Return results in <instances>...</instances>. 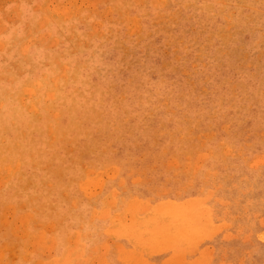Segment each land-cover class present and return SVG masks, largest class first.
I'll return each instance as SVG.
<instances>
[{
	"label": "rangeland",
	"instance_id": "obj_1",
	"mask_svg": "<svg viewBox=\"0 0 264 264\" xmlns=\"http://www.w3.org/2000/svg\"><path fill=\"white\" fill-rule=\"evenodd\" d=\"M199 1L0 0V264H264V0Z\"/></svg>",
	"mask_w": 264,
	"mask_h": 264
},
{
	"label": "bare ground",
	"instance_id": "obj_2",
	"mask_svg": "<svg viewBox=\"0 0 264 264\" xmlns=\"http://www.w3.org/2000/svg\"><path fill=\"white\" fill-rule=\"evenodd\" d=\"M160 1L163 2V0H160ZM200 1H202V0H200ZM200 1H199V2H200ZM158 2H159V1H158ZM200 3H201V2H200ZM60 4H61V3H60ZM58 5H59V4H57V8H58ZM153 5H154V4H153ZM63 6H64V5L62 4L61 7L64 9ZM211 7H212V6H211ZM55 8H56V6H55ZM65 8H66V6H65ZM63 9H62L61 12H63V13L66 12L67 8H66L65 10H63ZM54 10H56V9H54ZM38 12H39V11H38ZM54 12H55V11H54ZM56 12H57V10H56ZM59 12H60V11H59ZM201 12H202V11H201ZM203 12H204V11H203ZM37 15H38V14H37ZM37 15H36V16H37ZM51 16H52V15H51ZM54 17H55V16H54ZM61 18H62V17H61ZM39 21H40V20H39ZM57 21H58V20H57ZM41 22L44 23V21H41ZM54 24H56V23H54ZM42 25H43V24H42ZM51 25H52V24H51ZM143 30H144V29H143ZM161 31H162V30H161ZM164 31H165V30H164ZM163 33H164V32H163ZM164 34H165V33H164ZM148 37H149V36H148ZM98 48H99V47H98ZM141 48H142V47H141ZM34 51H35V50H34ZM36 52H37V51H36ZM111 53H112V52H111ZM82 77H83V76H82ZM82 80H83V79H82ZM82 80H81V82H82ZM19 101H20V100H19ZM14 105H15V103H14ZM17 105H18V104H17ZM80 105H81V104H80ZM82 105H83V104H82ZM23 106H24V105H23ZM2 107H3V106H2ZM201 107H202V106H201ZM206 107H207V106H206ZM12 108H13V107H12ZM202 108H204V106H203ZM12 112H13V111H12ZM3 116H4V115H3ZM10 118H11V117H10ZM10 118H7V120L10 119ZM15 118H16V117H15ZM5 120H6V119H5ZM4 122H5V121H4ZM0 126H1V125H0ZM6 159H7V157H6ZM1 160H2V158H1ZM6 163H7V162H6ZM6 169H7V168H6ZM0 172H1V171H0ZM7 172H8V171H7ZM4 173H5V172H4ZM5 174H6V173H5ZM114 174H116V173H114ZM7 175H8V174H7ZM100 176L102 177V175H100ZM6 177H7V176H6ZM114 177H115V175H114ZM1 178H2V176H1ZM1 178H0V179H1ZM7 178H8V177H7ZM7 178H6V179H7ZM98 178H99V176L97 177V180H98ZM103 179H104V178H103ZM128 179H129V177H128ZM133 180H134V179H133ZM100 181H101L100 184L103 183L102 178H101ZM96 182L98 183L99 181H96ZM120 182H121V181H120ZM93 183H94V182H93ZM93 183H92V184H93ZM97 183H95V184L97 185ZM122 183H123V181H122ZM100 184H99L98 186H101V185H102V184H101V185H100ZM96 185H94V186H96ZM110 185H111V184H110ZM89 186H91V185H89ZM92 186H93V185H92ZM110 192H111V191H110ZM113 192H117V190H116V191H112V193H113ZM114 194H115V193H114ZM111 195H112V194H111ZM105 196H107V195H105ZM100 197H101V196H100ZM112 197H113V196H112ZM112 197H110V198L112 199ZM106 198H107V197H106ZM108 198H109V197H108ZM110 198L108 199V201H107V199L105 200V198H104V201H107V203L110 202V204H111L112 202L115 201V200H114V201H113V200H110ZM134 199H135V198H134ZM99 200H100V199H99ZM124 200H125V199H124ZM136 200L138 201V199H136ZM140 200H141V199H140ZM196 200H197V199H196ZM199 200H200V199H199ZM199 200H197V201H199ZM190 201H192V200H190ZM194 201H195V199H194ZM201 201H202V200H201ZM201 201H199V202H201ZM134 202H135V200H134ZM134 202H133V203H134ZM163 202H164V201H162L161 203H163ZM166 202H170V200H169V201L166 200ZM173 202H174V200H173ZM173 202L171 201L170 204L173 203ZM187 202H189V201L187 200ZM199 202H198V203H199ZM130 203H132V202L130 201L129 204H130ZM140 203H141V202H140ZM143 203H144V202H142L141 205H143ZM158 203H159V202H158ZM158 203H156L157 206L155 205V206H156V209H157V207H158V205H159ZM161 203H160V204H161ZM164 203H165V202H164ZM180 203H181V205H182V203L185 204L186 201H185V202H182V201H181V202H178V206H177V207H179ZM191 203H192V202H191ZM126 204H128V203H126ZM135 204H136V203H135ZM135 204H134V205L132 204V205L135 206ZM148 204H149V203H148ZM174 204L177 205L176 202H175ZM174 204H173V205H174ZM188 204H189V203H188ZM188 204H187V205H188ZM105 205H106V204H105ZM130 205H131V204H130ZM130 205H128V206H130ZM136 205H138V203H137ZM141 205L139 204L138 206H141ZM173 205L169 206V203H168V205H166V206H167V207H168V206H169V207H172ZM176 205H174L173 207H176ZM181 205H180V207H181ZM190 205H192V204H190ZM195 205L197 206V204H195ZM199 205H200V204H199ZM199 205H198V207L201 208V206H199ZM90 206H91V205H90ZM126 206H127V205H126ZM138 206H137V207H138ZM144 206H146V205H144ZM155 206H153V207H155ZM113 207H114V205H113ZM137 207H136V208H137ZM162 207H164V209H162ZM162 207H161V209H160V207H158V208H159L160 211L163 210V212H164L166 207H165V206H162ZM169 207L167 208L168 210H169ZM177 207H176V208H177ZM185 207L188 208V206H185ZM185 207H184V208H185ZM198 207H196L197 209H196L195 207H192V208H195L194 210H197V211H198V209H199ZM205 207H206V206H205ZM102 208H103V206H102ZM105 208H107V206H106ZM105 208H104V209H105ZM125 208H126V207H125ZM127 208H129V207H127ZM127 208H126V209H127ZM141 208H142V206H141ZM146 208H147V209L150 208V205H149V207L146 206ZM146 208H145V210H146ZM182 208H183V205H182ZM182 208H179V209H182ZM187 208H185L184 210L186 211ZM190 208H191V207H189V210H190ZM206 208L208 209V207H206ZM132 209H134V208L132 207ZM138 209H139V208H138ZM138 209H137V210H138ZM143 209H144V208H143ZM143 209H142V211H143ZM156 209H155V210H156ZM87 210H88V209H87ZM106 210H107V212H106ZM122 210H124V209H122ZM127 210H128V209H127ZM127 210H126V211H127ZM129 210H130L129 212H131V209H129ZM157 210H158V209H157ZM173 210H175V209L173 208ZM192 210H193V209H191V211H192ZM199 210H204V209H199ZM205 210H206V209H205ZM205 210H204V211H205ZM95 211H96V210H95ZM133 211H134V210H133ZM153 211H154V210H153ZM171 211H172V210H171ZM175 211H179V210L177 209V210H175ZM181 211H183V209H182ZM185 211H184V212H185ZM197 211H196V212H197ZM105 212L107 213V216H108V209H105ZM105 212H104V213H105ZM123 212H124V211H123ZM129 212H128V213H129ZM157 212H158V211H157ZM157 212H155V213L157 214ZM165 212H166V211H165ZM184 212L181 213V215H183ZM193 212H194V211L191 212L192 214H191V213L189 214V216H191L190 218H194V217L198 216V215H196V214L193 213ZM199 212H200V211H199ZM199 212H198V213H199ZM102 213H103V212H102ZM102 213H101V214H102ZM132 213H133V212H131V214H132ZM174 213H175V212H174ZM174 213H173V212H170V214H174ZM187 213H188V212H187ZM198 213H197V214H198ZM203 213H204V212H203ZM205 213H206V211H205ZM207 213H208V211H207ZM207 213H206V214H207ZM93 214H94V216H95V213H94V212H93ZM101 214H99V215L102 216ZM114 214H115V213H114ZM129 214H130V213H129ZM153 214H154V213H153ZM168 214H169V212H168ZM176 214H177V212H176ZM176 214H174V215H176ZM185 214H186V213H185ZM185 214H184V216H185ZM193 214H194V217H192ZM200 214L202 215V212H200ZM97 215H98V212L96 213V216H97ZM104 215H105V214H104ZM117 215H120V213L117 214ZM117 215H116V217H117ZM121 215H122V214H121ZM124 215H125V214H124ZM157 215H158V214H157ZM163 215H165V214H163ZM203 215H204V214H203ZM207 215H208V214H207ZM207 215H205V216L207 217ZM114 216H115V215H114ZM125 216H127V214H126ZM125 216H123V218H125ZM148 216H149V215H148ZM152 216H153V215H152ZM154 216H155V215H154ZM154 216H153L152 218H155ZM179 216H180V214H179ZM189 216L187 217V214H186V216H185L184 219L186 220V219L188 218L187 220H188V225H189V226H190V224H191L192 222L195 223V224L197 225V227H195V226H196V225H195L193 230H195V228L197 229V228H198V224H197L196 222H194V221H196V218L194 219V221L189 222V219H190ZM104 217H105V216H104ZM121 217H122V216L119 217V219H121V220H120L121 222H122L123 220H124V221L127 220V219H122ZM127 217H128V216H127ZM132 217H133V216H132ZM137 217H138V215H137ZM137 217H136V218H137ZM177 217H178V216H177ZM198 217H199V216H198ZM203 217H204V216H203ZM206 217H205V218H206ZM128 218L131 219L130 217H128ZM134 218H135V217H134ZM134 218H132V219L135 220ZM201 218H202V217H201ZM201 218H199V219H200L199 221L202 222V223H205V225H206V224L208 225V221H207V220H208L209 218H208L207 220L205 219L204 222L201 220ZM91 219H93V215H92V218H91ZM106 219H107V218H106ZM132 219H131V220H132ZM143 219H145V218H143ZM143 219H142V221H143ZM150 219H151V218H150ZM172 219H173V216H172ZM172 219H168V223L170 222L169 220H171V222H172ZM175 219H176V220H175ZM181 219H182V217H181ZM184 219H182L183 222L185 221ZM197 219H198V218H197ZM117 220H118V219H117ZM117 220H116V221H117ZM131 220H129V221H131ZM151 220H152V219H151ZM154 220H155V219H154ZM177 220H178V218H175V217H174L173 221L176 222ZM179 220H180V219H179ZM179 220H178V221H179ZM187 220H186V221H187ZM191 220H192V219H191ZM191 220H190V221H191ZM112 221H113V220H112ZM118 221H119V220H118ZM124 221H123V222H124ZM129 221H126V222H129ZM144 221H145V220H144ZM178 221H177V222H178ZM186 221H185L184 223H186L185 226H187V228H188L189 226L187 225V222H186ZM206 221H207V222H206ZM137 222H138V221H137ZM140 222H141V221H140ZM162 222H164V220L161 221L160 226H162ZM197 222H198V221H197ZM200 222H199V224H200ZM112 223H113V222H112ZM143 223H144V222H143ZM181 223H182V221H181ZM202 223H201V224H202ZM222 223H223V222H222ZM120 224H121V223H120ZM140 224H141V223H140ZM147 224H148V223H147ZM147 224H145V226H146ZM164 224H165V223H163V225H164ZM171 224H173V223H171ZM182 224H183V223H182ZM201 224H200V225H201ZM122 225H126V224L122 223ZM122 225H121V226H122ZM128 225H130V224L128 223ZM134 225H135V224H134ZM134 225H133L132 227H134ZM137 225H139V224H137ZM137 225H136V227H137ZM156 225H157V224H156ZM168 225H169V224L166 223V225H165V226H166V230H167V227H169ZM179 225H180V224H179ZM192 225H194V224H191V226H192ZM207 225H206V226H207ZM214 225H215V224H214ZM222 225H223V227H224V223H223ZM145 226H144V227H145ZM160 226H159V227H160ZM165 226H164V227H165ZM182 226H183V225H182ZM182 226L180 225V228H181ZM185 226H184V227H185ZM191 226L189 227L190 229H192ZM206 226H204V224L200 226V227H202L201 230L203 229L202 232L206 229V228H203V227H206ZM125 227H126V226H125ZM146 227H147V226H146ZM162 227H163V226H162ZM176 227H177V226H176ZM200 227H199V228H200ZM208 227H210V226H207L208 231H211V232L213 231V233H214L216 229L219 230L222 226H221V225H220V226L217 225V226H215V228L212 227V228H213L212 230H210L211 227H210V229H209ZM216 227H218V228H216ZM109 228H110L109 230L111 231V230H112L111 227H109ZM116 228H118V226H117V227H114L115 230H116ZM121 228H122V227H120L119 229H121ZM140 228H143V227H140ZM140 228H139V229H140ZM149 228H150V227H149ZM149 228L147 227V229H149ZM170 228H171V226H170L169 229H168L169 231H171ZM187 228L185 229V231H187ZM124 229H125V228H124ZM127 229H129V227H128ZM127 229H125V231H126ZM147 229L145 228V231H146ZM151 229H152V228H150V230H151ZM172 229H173V228H172ZM181 229H182V228H181ZM214 229H215V230H214ZM121 230H122V229H121ZM143 230H144V228H143ZM152 230H155V229H152ZM161 230H162V229H160V231H161ZM166 230H165V231H166ZM176 230H178V228H176ZM193 230H191V231L188 230L187 235H188V234H189V236H190V234L193 235V233H194V232H192ZM117 231H118V230H117ZM122 231H123V230H122ZM139 231H140V230H139ZM141 231H142V230H141ZM141 231H140V232H141ZM162 231H163V230H162ZM195 231H196V230H195ZM199 231H200V230H199ZM208 231H206V232H208ZM119 232H120V231H119ZM136 232H137V231H136ZM158 232H159V229H158ZM163 232H164V231H163ZM163 232H162V234L164 235ZM172 232H173V231H172ZM176 232H177V231H176ZM176 232H175V229H174V233H175V234H176ZM178 232H179V233H177L178 236L175 235V234L173 233L174 236H176V238L179 237L180 235H182V233L184 232V229H183V232H181V230H178ZM180 232H181V233H180ZM189 232H191V233H189ZM116 233H117V232H116ZM132 233H133V232H132ZM132 233H131V234H132ZM155 233H156V231H155ZM159 233H160V232H159ZM165 233H166V232H165ZM167 233H168V231H167ZM169 233H171V232H169ZM199 233H200V232H199ZM160 234H161V233H160ZM179 234H180V235H179ZM183 234H184V233H183ZM195 234H196V233H195ZM195 234H194V235H195ZM197 234H198V232H197ZM197 234L195 235L196 237H197ZM201 234H202V233H201ZM203 234H204V232H203ZM206 234H207V233H206ZM206 234H204V235H206ZM211 234H212V233H211ZM211 234H210V235H211ZM214 234H215V233H214ZM76 235H78V234L76 233ZM115 235H116V234H115ZM147 235H148V234H147ZM165 235H166V234H165ZM167 235H168V234H167ZM192 235H191V237H193ZM199 235H200V234H199ZM207 235H208V234H207ZM210 235H209V236H210ZM116 236H117V235H116ZM116 236H115V237H116ZM144 236H145V235H144ZM151 236H152V235H151ZM183 236L185 237L186 234L183 235ZM189 236H188V237H189ZM31 237H32V236H31ZM33 237L35 238V236H33ZM70 237H71V236H70ZM73 237H74V236H73ZM118 237H119V236H118ZM138 237H139V235H138ZM145 237H147V236H145ZM152 237H153V236H152ZM154 237L156 238V236H154ZM154 237H153V240H154ZM169 237H170V239H171V238L173 237V235H172V237H171V236H169ZM188 237H187V239H188ZM36 238H37V237H36ZM76 238H77V242H76V240H75L76 243L74 242V243H75L74 248H76V244L79 245V244H78V236H77ZM76 238H75V239H76ZM139 238H140V237H139ZM161 238H162V237H161ZM161 238H160V239H161ZM164 238H165V237H164ZM164 238H162V239H164ZM167 238H168V236H167ZM173 238H174V237H173ZM181 238H183V237H181ZM181 238H180V239H181ZM194 238H195V237H194ZM200 238H201V236H200ZM31 239H32V238H31ZM68 239H69V238H68ZM72 239L74 240V238H72ZM149 239H150V238H149ZM157 239H159V238H157ZM165 239H166V238H165ZM168 239H169V238H168ZM189 239H190V238H189ZM202 239H203V238H201V241H202ZM36 240H37V239H36ZM36 240H35V242L38 243ZM38 240H39V239H38ZM60 240H62V238H61ZM142 240H143V237H142ZM144 240L147 241V239H144ZM151 240H152V239H151ZM151 240H149V241L152 243ZM176 240H177V239H176ZM70 241H71V240H70ZM161 241H162V240H161ZM161 241H160V244H161ZM169 241H171V240H169ZM169 241H168V242H169ZM172 241H173V242H172V245H171V244H170V245H169V244H168V245L165 244V246H166V247H165L164 244H163V245L161 244V246H164L165 248L163 247L162 250H161V249H160L161 246H160V247L158 246V249H160L161 251H163V249L166 250V248H168V247H170V246L173 247V243H174L175 241H174L173 239H172ZM179 241H180V240H179ZM181 241H183V240L181 239ZM189 241H190V240H189ZM191 241H192V240H191ZM193 241H194V239H193ZM193 241H192V242H189V243H191V245H192L193 243H196V242L198 241V238H197V241H196V240H195L194 242H193ZM31 242H32V241H31ZM31 242H30V243H31ZM40 242L42 243V239H40ZM40 242H39V243H40ZM131 242H132V241H131ZM154 242H156V240H155ZM157 242H159V240H158ZM164 242H165V243H168V242H166V241H164ZM198 242H200V240H199ZM44 243H45V242H44ZM44 243H43V244H44ZM70 243H71V242H70ZM74 243H73V244H74ZM142 243H144V242H142ZM179 243H180V242H179ZM32 244H33V243H32ZM43 244H42V245H43ZM48 244L50 245V247H52V245H54V244L51 245V241H50V243H47V245H48ZM81 244H82V243H81ZM134 244H135V243H134ZM156 244H157V243H156ZM158 244H159V243H158ZM160 244H159V245H160ZM183 244H184V243H183ZM197 244H198V243H197ZM39 245H40V244H39ZM44 245H46V244H44ZM71 245H72V243H71ZM144 245H146V243H145ZM148 245H149V244H148ZM176 245L178 246V243H176ZM189 245H190V244H189ZM191 245H190L188 248H190ZM195 245H196V244L192 245V248H190V250H191L190 253H191L192 251L195 252L194 250H192V249H194L193 246H195ZM35 246H38V244H36ZM40 246H41V245H40ZM120 246H122V245H120ZM152 246H153V245H152ZM177 246H176V249H177ZM179 246L181 247L182 245H179ZM183 246H184V249L187 248V247H185V245H183ZM183 246H182V248H183ZM46 247H47V246H45L44 248H46ZM48 247H49V246H48ZM48 247H47V248H48ZM69 247H70V246H68V248H69ZM81 247L83 248V245H82ZM156 247H157V246H156ZM174 247H175V246H174ZM207 247H208V246L206 245V247L203 248V253L207 251V250L204 251V249H206ZM66 248H67V247H66ZM74 248H73V246H72V248H70V249H74ZM82 248L80 249V250H81V253H82ZM119 248H121V251H123V246H122V247H119ZM144 248H145V247H144ZM154 248H155V247H153V249H154ZM195 248H196V246H195ZM29 249H31V247H30ZM77 249H78V248H77ZM147 249H148V248H147ZM149 249H150V248H149ZM151 249H152V248H151ZM207 249H208V248H207ZM209 249H210V248H209ZM209 249H208V250H209ZM32 250H33V249H32ZM74 250H76V249H74ZM74 250H73V251H74ZM125 250H126V249H125ZM133 250H134V249H133ZM133 250H132V252H134ZM178 250H180V249L178 248ZM178 250H177V251H178ZM195 250H196V249H195ZM201 250H202V249H201ZM201 250H200V251H201ZM127 251H128V250H127ZM127 251L125 252V254H128ZM146 251H147V250H146ZM157 251H159V250H156V252H157ZM161 251H160V252H161ZM181 251H182V250H181ZM183 251H184V250H183ZM183 251H182V252H183ZM209 251H210V250H209ZM68 252L71 253L70 250H69ZM68 252H67V253H68ZM77 252H78V251H77ZM130 252H131V250H130ZM130 252H129V254H130ZM135 252H136V251H135ZM135 252H134V253H135ZM139 252H140V251H139ZM150 252L153 253L152 250H151ZM175 252H176V251H175ZM175 252H174V253H175ZM179 252H180V251H179ZM207 252H208V251H207ZM122 253L124 254V252H122ZM122 253L120 252V254H122ZM201 253H202V252H201ZM210 253H211V252H210ZM62 254H63V253H62ZM62 254H61V255H62ZM78 254H80V253H78ZM78 254H75V255L78 256ZM123 254L121 255V258H122V256H123ZM129 254H128V255H129ZM182 254H183V253H182ZM206 254H207V255H205V256L208 257L209 253H206ZM66 255H67V254H66ZM66 255H65V259L68 258V257L70 256V255L68 254V255H67L68 257H66ZM75 255H74V256H75ZM135 255H136V259H137V257H139V258L142 257V256H137V252L134 254V256H135ZM150 255H151V254H150ZM175 255H176V253H175ZM178 255H179V253H178ZM201 255H202V254H201ZM203 255H204V254H203ZM74 256H73V257H74ZM132 256H133V255H132ZM172 256H173V254H172ZM180 256H181V255H180ZM182 256H184V255H182ZM182 256H181V258H182L181 260L183 261L184 258H183ZM63 257H64V255H63ZM124 257L126 258V256H124ZM178 257H179V256H178ZM202 257H203V256H202ZM55 258H56V257H55ZM55 258H53V260H55ZM60 258H61V257H59V259H60ZM85 258H87V257H85ZM85 258H84V259H85ZM121 258H120V259H121ZM139 258H138V259H139ZM168 258H169V256H168ZM196 258H197V257H196ZM196 258H194V259H196ZM198 258H199V257H198ZM198 258H197V259H198ZM203 258H206V257H203ZM209 258H210V257H208L207 259H209ZM56 259H58V258H56ZM65 259H64V260H65ZM73 259H74V258H73ZM82 259H83V258H82ZM84 259H83V260H84ZM126 259H127V258H126ZM136 259H135V260H136ZM173 259H175V258H173ZM177 259L180 260V257H179V258L176 257V260H177ZM200 259L203 260L202 258H199L198 260H200ZM207 259H204V260H206L207 263H208V260H207ZM74 260H75V259H74ZM76 260H77V259H76ZM86 260H87V259H86ZM129 260H130V259H129ZM140 260H141V259H140ZM142 260H146V258H143V257H142ZM142 260H141V261H142ZM166 260H167V261H166L165 263H166V264H169L170 262L167 263L169 260H168V259H166ZM171 260H172V259H171ZM185 260H186V259H185ZM49 261H50V259H49ZM51 261H52V260H51ZM55 261H56V260H55ZM55 261H54V262H55ZM81 261H82V260H81ZM136 261H137V260H136ZM138 261H139V260H138ZM141 261H140V262H141ZM172 261H173V260H172ZM177 261H178V260H177ZM182 261H181V262H182ZM191 261H194V262H195V260H193V259H192ZM54 262H53V263H54ZM56 262H58V261H56ZM56 262H55V263H56ZM69 262H70V260H69ZM69 262H68V260H67V264H69ZM74 262H75V261H74ZM76 262H77V261H76ZM78 262H79V261H78ZM183 262H184V261H183ZM187 262H189V261L187 260ZM187 262L185 261L184 263L187 264ZM198 262H199V261H198ZM47 263H48V262H47ZM63 263H65V262L63 261ZM80 263H81V262H80ZM80 263H79V264H80ZM105 263H106V262H104V264H105ZM131 263H133V262H131ZM143 263H145V261H144ZM143 263H142V264H143ZM190 263H191V262H189V264H190ZM195 263H197V260H196ZM195 263H194V264H195ZM200 263H202V262H200ZM200 263H198V264H200ZM204 263H205V262H204ZM204 263H203V264H204ZM207 263H206V264H207ZM48 264H49V263H48ZM57 264H58V263H57ZM60 264H61V262H60ZM65 264H66V263H65ZM82 264H83V263H82ZM102 264H103V263H102ZM106 264H107V263H106ZM128 264H129V263H128ZM133 264H134V263H133ZM135 264H136V263H135ZM145 264H146V263H145ZM147 264H148V263H147ZM152 264H154V263H152ZM155 264H156V263H155ZM163 264H164V263H163ZM170 264H171V263H170ZM173 264H174V263H173ZM178 264H182V263L179 262Z\"/></svg>",
	"mask_w": 264,
	"mask_h": 264
}]
</instances>
